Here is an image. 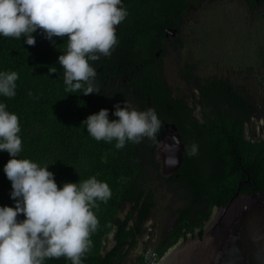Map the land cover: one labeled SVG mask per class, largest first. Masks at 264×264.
<instances>
[{"label":"trees","instance_id":"16d2710c","mask_svg":"<svg viewBox=\"0 0 264 264\" xmlns=\"http://www.w3.org/2000/svg\"><path fill=\"white\" fill-rule=\"evenodd\" d=\"M185 1L162 0L160 7L164 15H170L177 10L179 2L186 3ZM123 8L127 15L121 25L130 24L133 19L132 23H135L143 13L139 4L133 3ZM217 12L220 27H223L224 19L219 11L212 8L210 17L215 18ZM252 27L264 25L254 23ZM120 34L123 35V45L118 38ZM130 34V27H119L116 30L117 44L111 55L101 56L98 61H89L97 73L94 84L99 88V94L91 95H83V90L75 93L66 91L58 57L66 51L67 38L53 37L49 41L37 30L33 33L36 44L29 46L23 36L16 39L0 35V72L14 71L18 74L15 82L16 95L8 98L0 94V103H5L6 110L19 117L22 150L17 158L29 159L42 167L48 166L61 187L63 183H79L95 176L110 188V198L106 202L97 201L99 207L92 209L99 225L91 235V247L84 254L82 264H121L126 258L124 246L128 244L130 247L136 242V237L142 232V222L151 214L155 204L152 197L154 183L158 184L163 179L158 170L159 162L155 160L151 149L160 132L154 138L145 137L139 143L127 141L125 147L118 150L115 140L97 141L87 133L86 126L82 125V121L89 115L96 114L101 109L109 110L111 121L118 119L113 115L115 104L120 103L123 107V102L129 105L137 103L138 98L122 85L121 72L118 70L119 64L128 55V52L123 53V49H129ZM257 39H253L251 47L252 81L260 77L261 58L264 56L262 38L259 35ZM211 55L219 56L221 60L227 56L225 52L219 55L213 52ZM197 65L194 62L188 67L187 63L188 81H192V71H195ZM49 67L57 68L58 72L49 74ZM144 72V81L154 79L151 84L153 90L163 85L159 72L157 75L155 72L148 73L146 69ZM151 95L155 104L163 109L157 111V114L175 121L183 134L187 152L180 167V172H183L178 179L187 184L193 199L178 209V221L165 236L167 242L154 247L162 256L171 245L186 238L187 232L193 233L197 226L200 228L198 235L201 236V228L213 207L225 204L237 191L239 182L244 187L241 192H264V140L259 143L245 141L242 120L247 116L243 110L239 118L231 107L226 108L225 113L220 107L212 109L208 111L209 119L199 125L189 106L181 99L170 96L169 88H162ZM228 97L232 100L237 95ZM137 104L138 109H141L140 102ZM158 120L160 122L159 118ZM223 125L226 126L221 129ZM161 128L160 122V131ZM225 131L228 132L225 134ZM231 143L240 145L238 152L230 148ZM193 146L195 154H192ZM246 146H250L252 151V159L248 162L244 157ZM9 159V153L0 151V207H15V201L11 198V181L3 170ZM172 181L175 179L170 182ZM143 194L146 195L144 200ZM181 198L183 197L179 196ZM199 205L202 208L194 215L195 207ZM123 206H127V210L121 216ZM18 219L23 220V215ZM112 230L114 246L105 250L103 241ZM139 258L133 264H138ZM44 264H71V261L61 257L46 259Z\"/></svg>","mask_w":264,"mask_h":264},{"label":"clouds","instance_id":"9594fccd","mask_svg":"<svg viewBox=\"0 0 264 264\" xmlns=\"http://www.w3.org/2000/svg\"><path fill=\"white\" fill-rule=\"evenodd\" d=\"M126 15L121 0H0V35L23 36L29 46H35L37 30L49 41L67 38L66 51L58 57L66 91L99 94L94 84L97 73L89 61L111 55L117 44L116 27ZM57 72L49 67V74ZM17 79L14 71L0 72V94L14 97ZM6 107L0 103V151L11 157L3 170L11 181L15 207H0V264H44L46 259L61 257L82 264L99 225L92 209L99 207L97 201L110 198V188L95 176L61 187L48 166L18 159L20 121ZM114 109L118 119L110 121L109 110L101 109L82 121L92 138L115 140L118 150L127 141L154 138L160 122L153 109L138 111L127 102L123 107L115 104ZM195 150L193 146L192 154ZM21 214L23 220L18 219Z\"/></svg>","mask_w":264,"mask_h":264},{"label":"flooded vegetation","instance_id":"af4514ba","mask_svg":"<svg viewBox=\"0 0 264 264\" xmlns=\"http://www.w3.org/2000/svg\"><path fill=\"white\" fill-rule=\"evenodd\" d=\"M143 1L144 0H121L122 7H127L129 4L132 5L133 3L139 4L143 13L137 17L135 23H132L135 20L133 19L130 24H119L116 28V30H118L119 27H130L131 29L129 37L130 46H128L129 49L126 47V50L123 49V53L126 54L128 52V55L125 58V61H121V63H123L119 64L118 67V70L121 72L120 81L123 86L129 89L131 93L138 98L137 103L140 102L142 111L151 108L160 119L162 128L161 131L158 128L156 133L160 132V134L155 142V146L151 148L155 160H159L158 170L161 178H163L161 179L162 182H158V185L165 187L166 184L170 189L169 192L171 194L174 195L175 193H179V196L183 198L179 200L171 199V201H169V204L173 209H166L168 214L166 227L159 233L150 230L151 226L148 225L147 222L150 215L144 219L141 224L142 232L136 237V242L130 247L128 244L124 246V249L126 250V258L121 264L135 263L139 258L142 249L148 245L151 239L154 240L153 243L155 246L164 245L167 242L165 236L173 229L178 221L180 214L178 209L193 200L191 191L187 188V184L183 180L178 179L179 175L183 172L182 170L180 172V167L184 160V154L187 152V145L183 138V134L180 132L175 121L164 119L157 114V111L163 109L155 104L152 100L151 94L162 88H169L170 96L172 98L181 99L186 103L192 111V116L196 118L199 125H203L204 122L209 119L210 113H208V111H211L212 109L216 110L220 107L222 108V112L225 113V109L231 107L232 111L238 115L239 118H241V110H243L247 116L242 120V132L245 141L259 143L264 140V56L261 58L260 77L256 76V81H252L251 79L252 38H257L260 35L262 38L261 42L264 45V27H259L258 29L253 30L252 24L254 20H259L261 22L259 26L264 25V0H229L234 10L238 11L241 9L242 20L235 18L237 25L232 26L230 25L232 23V18H228V21L224 20L229 29L228 33H225L223 30L222 32L220 31L221 27L217 12L215 16L216 22L211 28L210 34L215 38L212 45L210 46L205 41L200 40V38V41H198V46L200 48V54L197 52L199 61L206 60L209 62L201 64L198 61L195 71H192V81H188L186 69L187 63L188 67L192 63L188 62L185 57H180L179 54L175 55V53H179V51L186 48L188 44V34L191 35L194 33L198 35L199 27L204 19L203 5L205 4H203V1H205L206 4L208 2L211 3L212 7L216 11H219L221 0H186V3L179 2L177 10L170 15L163 14V9L160 7L162 5V0ZM200 19L202 20L198 25L197 23ZM196 25H198V27H196ZM231 27H242V30L240 31L236 28L232 29ZM189 29L191 30V33ZM206 33L202 36L209 35V32ZM236 33L239 40V46L249 47L244 50L243 58H238L235 55V40L233 39V36ZM224 35L226 36L221 40ZM122 36V34L118 36L121 40V45H123ZM198 36L200 37V35ZM241 36H244L245 40H243ZM231 38L232 41H230ZM216 43L218 48L216 47ZM228 44L230 47H225ZM200 46L204 48H201ZM222 47H225L227 50L223 51ZM213 52L218 53V55L221 52H225L227 56L221 60V57L219 56H212L211 53ZM134 61L136 63H132ZM177 61L182 62L184 66L178 73L179 76H175L176 80L183 84L184 92L188 90V87L191 88L193 93L190 92L191 94L189 95L181 93L180 88L176 85L172 86L165 77V62L174 63ZM144 69H146L148 73L155 72L156 75L159 72L161 74L160 82L163 85L158 87L157 90H153L151 84L154 79L152 78L149 81H144ZM147 76L149 75L147 74ZM223 92L225 94L229 93V95L225 96ZM232 94L237 95V98L235 99L233 97L232 100H229L228 96ZM137 103L135 104L138 105ZM131 108L137 110V107L131 106ZM236 124L237 123H235V125ZM207 125H209V123H207ZM226 125H223L221 129L225 128ZM227 132L225 131V134ZM144 139L145 137L142 141ZM176 140H180L184 149L181 151L182 161L179 167L173 170L171 166L174 160L173 157H171L170 164H167L165 159L168 157V154L162 152V150H167L168 147L174 146L177 143ZM239 146V144L235 145L234 143H231V147H229L235 152H238ZM161 154H163V156ZM244 157L247 162L252 159L250 146L244 148ZM171 176H173V178H171ZM173 179H175V181L170 182ZM245 182H247V180H245ZM149 186L152 187V184H149ZM242 189H244V187H242L241 182H239L238 189L234 193H248L241 192ZM187 193H190V195ZM155 195L156 192L153 188L152 197L154 198V201L156 198ZM145 197L146 195L143 194L142 199ZM177 202L181 204L177 205V207H173V204ZM199 208L201 209L202 205L195 207L193 212L194 215L197 214L196 212ZM214 208L216 207H213V209ZM201 229H203V227ZM193 230V233L190 231L187 232L186 236H194L198 234L200 228L197 226ZM112 232L113 230L109 233L111 235L109 237L106 236L103 241L105 250H110L114 246Z\"/></svg>","mask_w":264,"mask_h":264},{"label":"water","instance_id":"95a60500","mask_svg":"<svg viewBox=\"0 0 264 264\" xmlns=\"http://www.w3.org/2000/svg\"><path fill=\"white\" fill-rule=\"evenodd\" d=\"M176 141L162 150L168 154L167 164L173 157V170L179 167L184 149ZM214 209L201 236L179 239L163 253L159 264H264V192H236Z\"/></svg>","mask_w":264,"mask_h":264},{"label":"rangeland","instance_id":"374dc122","mask_svg":"<svg viewBox=\"0 0 264 264\" xmlns=\"http://www.w3.org/2000/svg\"><path fill=\"white\" fill-rule=\"evenodd\" d=\"M203 5L204 6V19L201 23L200 19L198 21V25L201 23L200 27H199V31H198V35H200V37L194 33H192L191 35L188 34V41H187V46L186 48H184L183 50L179 51V53H175V55L179 54L180 57L182 56L185 57V59H187L188 62L191 63H198L199 59H198V53L200 54V48L198 46V41L203 40L205 41L207 44H209L210 46L213 43V40L215 39L214 37H212L211 34V28L213 27V25L216 22V19L214 17H210V12L212 11V4L211 3H207L205 1H203ZM219 12L221 13V16L224 20L228 21V18H232V23L230 24L232 25H237V21L235 20V18H237L238 20H242V14H241V9H239L238 11L234 10L231 2L229 0H221L220 1V7H219ZM259 25L261 24V22L259 20H254L253 24ZM198 25H196V27H198ZM228 26L226 25V22L223 23V27L220 28V31L222 32V30L225 33L229 32V29L227 28ZM232 29H239L240 31L242 30V27H231ZM259 27H252L253 30L258 29ZM190 33L191 30L189 29ZM206 32H209L210 34L208 36H202L203 34H205ZM238 33V31H237ZM237 33L233 36V39L235 40L234 42V51H235V55L238 58H243L244 57V50L249 48L248 46L246 47H241L239 46V40L237 38ZM207 34V33H206ZM226 35H224L221 40L225 37ZM200 38V40H199ZM241 38L243 40H245L244 36H241ZM253 39H257L256 37L252 38ZM258 40V39H257ZM230 41H232V38L230 39ZM201 47V46H200ZM216 47L218 48V45L216 43ZM225 47H230V45H226ZM223 47L222 50L226 51L227 49ZM204 48V47H201ZM216 53V52H215ZM212 59V57H211ZM169 61V59H168ZM199 63L203 64L206 63V61H199ZM184 64L182 62H174V63H166L165 62V67H164V74L166 79L168 80V82L173 86L176 85L178 88H180V92L186 95H189L192 92L191 88L188 87V90H186V92H184V86L182 83H180L179 81L176 80V75L179 76V72L181 69H183ZM191 92V93H190ZM130 106H134L137 107L138 105H136L135 103L130 105ZM138 111H142V109H138ZM159 162V160H158ZM154 187H155V207L152 208L151 214H150V218L147 220L148 225L151 226V231H154L156 233H159L161 230H163L166 227V223H167V219H168V214H167V210H172L173 208L170 206V202L171 199H176L179 200V193H175L174 195L171 194L169 191L170 189L166 186L165 187H161L159 186L157 183H154ZM181 203L177 202L175 204H173V207H177V205H180ZM127 210V206H123L122 211L120 213V215L122 216L123 213ZM215 210V209H214ZM213 210V211H214ZM205 224V223H204ZM111 234H108L107 237H109ZM154 240L151 239V241L148 243L147 246H151L154 247Z\"/></svg>","mask_w":264,"mask_h":264},{"label":"built area","instance_id":"2783aa9c","mask_svg":"<svg viewBox=\"0 0 264 264\" xmlns=\"http://www.w3.org/2000/svg\"><path fill=\"white\" fill-rule=\"evenodd\" d=\"M139 257L138 264H159V260L161 259L158 251L151 246H145Z\"/></svg>","mask_w":264,"mask_h":264}]
</instances>
